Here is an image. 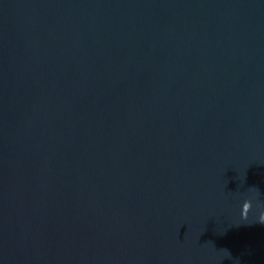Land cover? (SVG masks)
Here are the masks:
<instances>
[{"label":"water","instance_id":"obj_1","mask_svg":"<svg viewBox=\"0 0 264 264\" xmlns=\"http://www.w3.org/2000/svg\"><path fill=\"white\" fill-rule=\"evenodd\" d=\"M259 205L264 0H0V264H264Z\"/></svg>","mask_w":264,"mask_h":264},{"label":"clouds","instance_id":"obj_2","mask_svg":"<svg viewBox=\"0 0 264 264\" xmlns=\"http://www.w3.org/2000/svg\"><path fill=\"white\" fill-rule=\"evenodd\" d=\"M260 208L258 215L256 217V223L264 225V206L259 205ZM252 211V201L251 200H244L241 204L240 208V217L242 220H247L249 213Z\"/></svg>","mask_w":264,"mask_h":264}]
</instances>
